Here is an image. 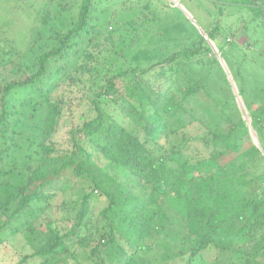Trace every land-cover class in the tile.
Instances as JSON below:
<instances>
[{
    "label": "trees",
    "instance_id": "trees-1",
    "mask_svg": "<svg viewBox=\"0 0 264 264\" xmlns=\"http://www.w3.org/2000/svg\"><path fill=\"white\" fill-rule=\"evenodd\" d=\"M256 1L241 6L264 16ZM99 5L65 8H77L70 28L48 49L33 43L28 60L12 63L20 77L0 86V248L23 235L31 253L17 264H264V157L209 44L202 38L148 67L127 66L114 37L132 22L119 25V10L101 25ZM206 38L218 40V28ZM225 40L216 49L242 98L239 64L251 47ZM108 48L111 59L101 62ZM61 85L77 98L53 95ZM20 92L24 105L43 104L45 113L39 142L14 161L9 135L19 119L9 103ZM259 96L243 105L264 152ZM81 102L88 110L75 120L72 107ZM65 190L80 197L60 231L47 212ZM95 194L102 224L81 235ZM55 207L66 211L64 202Z\"/></svg>",
    "mask_w": 264,
    "mask_h": 264
},
{
    "label": "rangeland",
    "instance_id": "rangeland-1",
    "mask_svg": "<svg viewBox=\"0 0 264 264\" xmlns=\"http://www.w3.org/2000/svg\"><path fill=\"white\" fill-rule=\"evenodd\" d=\"M98 1H100L99 10L102 12L101 25L107 26L111 14L119 10L120 12L115 14L114 18L119 25L127 21L132 22V26H121L114 37V49L118 52L122 51L127 66L145 68L163 61L173 52L191 47L202 38L205 39L206 34L217 27L221 39L228 31H231L234 34V46L244 47V43H249L251 47L244 51L246 61L239 64L242 67L240 69L243 77V80L239 82L244 91L243 100L239 96L242 103L243 101L251 102L257 95L264 97V16L252 12L246 6L239 5V7L232 4L245 0H177V3L170 2L171 0ZM261 1L258 0V3ZM74 2L79 4V0H0V86L6 81L20 77V74L12 73L14 69L12 63L20 64L28 60L27 50L33 43L35 47L48 49L54 45L53 39L56 32H65L70 28L75 20L77 8L67 10L65 8L70 7ZM145 3L149 4L147 10L142 8L146 5ZM44 20L47 24H44ZM113 22L109 30L113 27ZM219 44V40L213 43L215 49ZM109 50L110 48L108 52L102 53L99 59L101 62L102 60L105 62L104 57L108 58L106 61L111 59ZM237 54L238 58H235L241 60L242 55ZM231 61H234V58L227 59L228 64ZM114 62L118 65L123 64L125 67L121 59L117 58ZM229 67H231L230 64ZM228 75L231 77L230 72ZM116 87H121L120 82H116ZM54 94L64 98L77 96L65 85H61ZM24 97V94L20 92L11 96L12 102L9 103L16 108L17 119H19L16 133L9 135L15 144L9 150L10 159L14 161L21 160L30 153L32 144L39 142L40 125L45 113V105L38 104L35 108L24 105L22 103ZM29 97L32 100L35 99L32 95ZM74 104H78L77 101ZM259 104L260 102H253L252 108H256ZM79 105V107L76 105L72 107L75 120L79 117V109L84 114L88 110L84 102ZM240 110L244 113V110L241 108ZM66 123L69 124V121L66 120ZM66 130L67 128H62L59 133L61 143ZM261 145L264 149V142ZM3 148V139L0 137V150ZM77 197H80L78 191L65 190L51 203L54 209L47 212V216L50 217L52 228L64 231L70 226L67 220L70 218L72 201ZM62 202L65 203L66 211H56L55 206ZM92 203L94 216L83 226L81 235L94 232L102 224L95 216L103 207V204L98 201L97 194L93 196ZM30 253L31 250L24 236L17 235L0 248V264H17L21 262L23 256ZM24 264H34V261L28 260ZM169 264L183 263L177 261Z\"/></svg>",
    "mask_w": 264,
    "mask_h": 264
},
{
    "label": "water",
    "instance_id": "water-1",
    "mask_svg": "<svg viewBox=\"0 0 264 264\" xmlns=\"http://www.w3.org/2000/svg\"><path fill=\"white\" fill-rule=\"evenodd\" d=\"M207 40V43L209 44L211 50L213 51V53L215 54L216 58L218 59L219 63L221 64L225 74H226V77H227V80L232 88V91H233V94L235 96V100H236V103L238 105L239 108H241L242 110H244V113H243V118L246 120L248 126H249V133H250V138L253 142V144L256 146V148L262 153V155L264 156V152L259 144V141L257 139V136L255 134V132L251 129L250 127V120L247 118V115H246V112H245V108H244V105L241 101V98L239 97L238 95V92L236 90V86L232 80V78L228 75V70H227V67L225 65V63L220 59L219 57V54L217 53V50L215 49V47L213 46V43L210 42L207 38H205Z\"/></svg>",
    "mask_w": 264,
    "mask_h": 264
},
{
    "label": "crops",
    "instance_id": "crops-1",
    "mask_svg": "<svg viewBox=\"0 0 264 264\" xmlns=\"http://www.w3.org/2000/svg\"><path fill=\"white\" fill-rule=\"evenodd\" d=\"M176 2L177 3V0H171L170 2ZM248 1V2H247ZM254 1L255 0H245V1H243V2H233L232 4H235V6H241V4L242 3H244V2H246V3H249V2H252V4L254 3ZM261 1V0H260ZM257 2V4H259L260 5V3H262L263 4V6H264V0H262L261 2H259L258 3V0L256 1ZM239 6V7H240ZM227 36H229V38H231V40H234V34L231 32V31H228V33H226L225 35H224V37H223V39H221L220 37H219V41H220V43H222L223 41H224V38H228Z\"/></svg>",
    "mask_w": 264,
    "mask_h": 264
},
{
    "label": "built area",
    "instance_id": "built-area-1",
    "mask_svg": "<svg viewBox=\"0 0 264 264\" xmlns=\"http://www.w3.org/2000/svg\"><path fill=\"white\" fill-rule=\"evenodd\" d=\"M227 43L231 42V38H226L225 40Z\"/></svg>",
    "mask_w": 264,
    "mask_h": 264
}]
</instances>
